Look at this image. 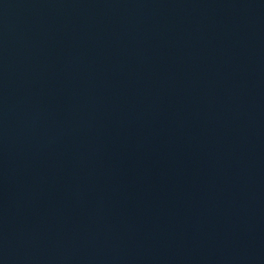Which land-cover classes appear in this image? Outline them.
I'll return each mask as SVG.
<instances>
[{
    "label": "water",
    "instance_id": "1",
    "mask_svg": "<svg viewBox=\"0 0 264 264\" xmlns=\"http://www.w3.org/2000/svg\"><path fill=\"white\" fill-rule=\"evenodd\" d=\"M0 264H264V0H0Z\"/></svg>",
    "mask_w": 264,
    "mask_h": 264
}]
</instances>
